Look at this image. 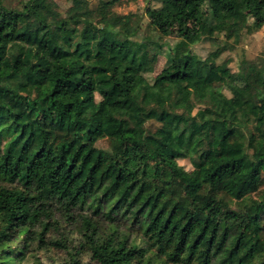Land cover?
<instances>
[{
    "label": "trees",
    "instance_id": "16d2710c",
    "mask_svg": "<svg viewBox=\"0 0 264 264\" xmlns=\"http://www.w3.org/2000/svg\"><path fill=\"white\" fill-rule=\"evenodd\" d=\"M70 1L85 11L0 0V69L15 65L0 76V264H264V48L235 70L220 58L264 24V0L186 5L203 57L159 16ZM88 23L118 49L87 42ZM145 53L165 58L158 74Z\"/></svg>",
    "mask_w": 264,
    "mask_h": 264
},
{
    "label": "rangeland",
    "instance_id": "374dc122",
    "mask_svg": "<svg viewBox=\"0 0 264 264\" xmlns=\"http://www.w3.org/2000/svg\"><path fill=\"white\" fill-rule=\"evenodd\" d=\"M58 12L62 14L63 17H69L72 14H80L85 11L83 5H79L73 3L70 0H48ZM207 0H169L167 7L161 11H149V6H155L156 1L154 0H118L116 5L114 6V11L120 13L122 15V22H125L128 18L134 17L135 19L147 20L150 17L159 16L161 20L170 21L169 29L167 32V37L169 38H183L188 41L191 46L193 52L197 56H205L208 51L212 48V45L209 41L198 40L197 29L198 25L191 20H186L182 16V11L186 5L189 3H197L202 4ZM141 17V18H140ZM9 19H7L6 23L8 24ZM202 32L204 34L211 33V29L202 25ZM142 33H138L134 40H140ZM84 37L87 42L94 40L96 38H104L107 45L116 51L119 47L117 42H114L112 36L104 35L100 30H98L93 23H88L85 25V34ZM4 38H1L3 40ZM263 48H264V24L256 23V31L251 33H246L245 39L241 44L237 45L232 50H225L221 53L220 58H231L232 70H235L234 63H238L242 59H246L247 61H255L258 58L263 56ZM0 52H3V49L0 48ZM145 62V71L151 73V75H156L159 73L161 68L165 63V58L163 56H159L156 61H150L147 54L144 55ZM15 69V65L13 62L2 59V67L0 69V76L5 75ZM75 69L74 64L69 62H63L61 65L56 67L53 70L55 76L62 78L67 72ZM108 105L115 106V99L108 100ZM88 106V105H86ZM83 107V108H86ZM112 123V118L108 117L105 121L106 127H109ZM181 165L185 167H189V164L186 160H179ZM258 195H264V173H263V185L261 186Z\"/></svg>",
    "mask_w": 264,
    "mask_h": 264
}]
</instances>
